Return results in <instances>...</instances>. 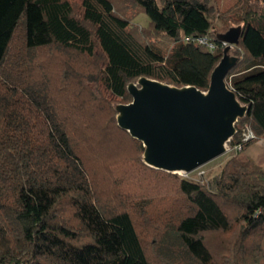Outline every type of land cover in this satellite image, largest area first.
I'll use <instances>...</instances> for the list:
<instances>
[{
	"label": "trees",
	"instance_id": "16d2710c",
	"mask_svg": "<svg viewBox=\"0 0 264 264\" xmlns=\"http://www.w3.org/2000/svg\"><path fill=\"white\" fill-rule=\"evenodd\" d=\"M133 1L161 46L132 28L116 0H0V264H152L137 221L145 207L116 179L131 170L176 178L179 213L169 209L153 231L191 261L212 258L204 233L236 223L222 264H264V166L232 157L209 185L153 168L100 88L85 92L71 70L57 81L45 62L52 49L90 58L100 50L98 71L74 78L95 77L122 103L142 76L207 90L225 47L218 35L241 26L226 81L248 105L229 143L245 124L256 134L245 150L264 138V0ZM187 35L210 37L215 51Z\"/></svg>",
	"mask_w": 264,
	"mask_h": 264
},
{
	"label": "water",
	"instance_id": "95a60500",
	"mask_svg": "<svg viewBox=\"0 0 264 264\" xmlns=\"http://www.w3.org/2000/svg\"><path fill=\"white\" fill-rule=\"evenodd\" d=\"M241 26L218 38L227 42L214 68L210 85L177 86L147 76L130 82L129 103L116 105L118 124L145 147L143 159L153 168L190 173L227 152L236 134V122L248 112L227 84V73L239 57L232 49L239 43Z\"/></svg>",
	"mask_w": 264,
	"mask_h": 264
},
{
	"label": "rangeland",
	"instance_id": "374dc122",
	"mask_svg": "<svg viewBox=\"0 0 264 264\" xmlns=\"http://www.w3.org/2000/svg\"><path fill=\"white\" fill-rule=\"evenodd\" d=\"M225 2L228 1L225 0ZM116 3L118 7L121 8V14L130 20L132 28L134 30L139 32L142 37H145L146 39L151 40L152 42L161 46V43L163 42L162 37L154 31V29L150 25L151 20L149 16L144 10L140 8V6L135 4L133 0H116ZM232 16L234 15L227 17L232 18ZM163 49L166 48L163 47ZM231 53H236L235 47L232 49ZM50 54V58L46 59L45 62L47 64H51L50 68H52V71L56 74L57 81L60 80V77H62L64 71L71 70L73 76L68 77L69 81L74 82L75 85L79 87H82L84 85L83 88L85 92L94 90V88L97 90L98 88H100L101 96L105 98L109 103H111L114 108L117 104L122 103L119 101V98L106 91V89L101 85V83H94L93 80L95 77H93V79L89 76L86 78H82L77 75L79 79H82L83 83L81 84L78 83L74 78V72L86 73L91 71L95 73L98 71V68L101 67L104 62V56L100 50L97 51L96 57L94 58H90L72 51L68 52L59 49H52ZM89 80H91L92 82H90ZM137 81L138 79L134 80L133 82ZM61 84L62 83H60L59 85ZM260 139L262 140L264 138ZM260 139H258L256 142H258ZM255 143H253L252 145H254ZM252 145H250L249 147H251ZM254 146H260L262 151L264 150V141L262 140V142H258ZM226 147L227 152L209 161L208 163L202 165L201 167L197 168L196 170L190 173H172L176 174V176L180 178L183 177L201 184L209 185L211 179L214 178V176L220 174V172L225 167L230 158L235 157L242 161H245L242 158L248 153V151H244L247 150L249 147L245 150H237L235 148L231 149L232 145L229 142L227 143ZM143 153L142 160L144 161ZM116 179H118L123 191L127 190L133 194L134 203L138 202L136 203V206L140 209V211L141 206L145 207L146 212L142 213L140 218H137V221L141 227V233L147 242L146 246L151 263L199 264L198 261H191L189 256L184 254V249L179 243L170 242L175 241V239L171 238L170 241H166L163 237L156 235L153 231L155 223L161 224L163 223V221L165 222L164 215L168 214L167 212H169V209L172 210L170 211L172 213H179V210H177L178 208L172 207L171 204V202L174 204L175 201H178L179 198L177 188L178 182L176 181L174 175H159L154 171L143 172L138 174L136 171L131 170L127 174L116 175ZM176 218L171 221L173 222ZM240 227V224L234 223L231 231L228 233L219 231H211L204 233V238H206L207 245L209 249L212 250V258L208 260L204 258L206 260V264H222L223 255L225 253L224 247L226 246L227 242L229 243L231 240L234 242L239 237ZM152 240L154 243L152 242ZM233 242H231V244H233ZM202 249L205 250L204 248Z\"/></svg>",
	"mask_w": 264,
	"mask_h": 264
},
{
	"label": "built area",
	"instance_id": "2783aa9c",
	"mask_svg": "<svg viewBox=\"0 0 264 264\" xmlns=\"http://www.w3.org/2000/svg\"><path fill=\"white\" fill-rule=\"evenodd\" d=\"M184 41L187 43H195L199 45H205L209 50L215 51L216 49V43L208 36H195V35H187L184 37ZM223 46L227 45V42L222 41ZM256 138V134L254 131L250 128L248 124H245L244 127L242 128L241 132V140L240 142L231 144L232 147L231 149H239L242 150V146L245 142H249L252 139ZM231 140V139H230ZM229 140V142H230Z\"/></svg>",
	"mask_w": 264,
	"mask_h": 264
},
{
	"label": "crops",
	"instance_id": "0c3cea01",
	"mask_svg": "<svg viewBox=\"0 0 264 264\" xmlns=\"http://www.w3.org/2000/svg\"><path fill=\"white\" fill-rule=\"evenodd\" d=\"M262 140L264 141V139ZM262 140L260 139L258 142H262ZM258 142H256L254 145H256ZM254 145H252L251 147H249L247 150L244 151V152L248 151V153L242 159L243 160L253 159L257 164L264 166V150L261 151L260 146L256 147ZM263 248H264V240H263Z\"/></svg>",
	"mask_w": 264,
	"mask_h": 264
}]
</instances>
